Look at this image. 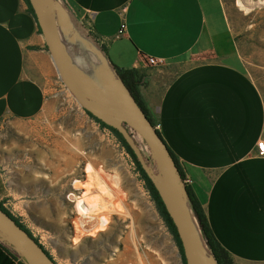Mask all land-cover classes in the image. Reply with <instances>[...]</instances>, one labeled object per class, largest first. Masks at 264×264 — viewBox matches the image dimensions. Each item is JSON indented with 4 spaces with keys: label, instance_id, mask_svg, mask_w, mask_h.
I'll use <instances>...</instances> for the list:
<instances>
[{
    "label": "crops",
    "instance_id": "0c3cea01",
    "mask_svg": "<svg viewBox=\"0 0 264 264\" xmlns=\"http://www.w3.org/2000/svg\"><path fill=\"white\" fill-rule=\"evenodd\" d=\"M62 1L109 63L143 73L139 96L234 264H264V157L256 151L264 139V91L240 53L224 0ZM121 23L125 32L117 36ZM65 94L27 2L0 0V122L51 120ZM107 139L115 149L92 153L86 166L88 206L103 205L105 196L118 205L133 170L124 147ZM2 188L0 177V199ZM5 255L0 250V264H17Z\"/></svg>",
    "mask_w": 264,
    "mask_h": 264
},
{
    "label": "rangeland",
    "instance_id": "374dc122",
    "mask_svg": "<svg viewBox=\"0 0 264 264\" xmlns=\"http://www.w3.org/2000/svg\"><path fill=\"white\" fill-rule=\"evenodd\" d=\"M224 3L240 53L264 91V0ZM63 87L66 94L51 120L42 116L0 122V204L57 264H183L174 236L135 164L124 174L118 205L109 196L101 206L87 205L83 192L89 156L105 147L115 149L108 137L117 140V149L122 145ZM142 146L145 149V143ZM25 197L28 206L21 203ZM85 215L92 219L88 224L83 222ZM76 221L78 226L82 222V230ZM125 242L131 252L124 251Z\"/></svg>",
    "mask_w": 264,
    "mask_h": 264
},
{
    "label": "water",
    "instance_id": "95a60500",
    "mask_svg": "<svg viewBox=\"0 0 264 264\" xmlns=\"http://www.w3.org/2000/svg\"><path fill=\"white\" fill-rule=\"evenodd\" d=\"M28 1L60 81L85 111L118 131L132 150L175 227L185 264H204L205 258L217 264L173 156L102 47L62 0ZM0 244L23 264H57L1 208Z\"/></svg>",
    "mask_w": 264,
    "mask_h": 264
},
{
    "label": "trees",
    "instance_id": "16d2710c",
    "mask_svg": "<svg viewBox=\"0 0 264 264\" xmlns=\"http://www.w3.org/2000/svg\"><path fill=\"white\" fill-rule=\"evenodd\" d=\"M25 1L27 2L29 11L34 15L33 10H32V7L29 4V1L28 0H25ZM83 25L86 28H88L85 23H83ZM90 34L93 35L96 38V36L91 31H90ZM116 71H117L119 77L121 78L122 82L124 83V85L128 89V91L132 95V97L135 99V101L138 104V106L141 108V110L145 113V115L151 121L152 125L155 126V123L152 120V118L150 117L147 109L145 108V106H144V104H143V102H142V100H141V98L139 96L138 90H137L138 89V85L140 83H142V81H143L142 80L143 79V76H144L143 73H141L138 69H135V68L122 69V68L116 67ZM85 112L96 123H98L102 128H106V129L110 130L116 136V138L119 140V142L124 147V149L126 150V152L130 155L131 159L133 160V162L135 164V167H136L137 171L140 173L141 178L144 180L146 187L148 188V190H149V192H150L153 200L155 201L156 206H157L160 214L164 218L165 223L167 224V226H168L170 232L172 233V235L174 236V239H175V241H176V243L178 245V248H179V252H180V255H181L182 262H183V264H185V260H184L183 252H182V247H181L180 241L178 239V236H177L175 227H174L173 223L171 222V219L169 218L167 212L165 211V208H164V206H163V204H162V202H161V200H160V198H159V196H158L155 188L153 187L151 181L149 180V178L147 177V175L145 174V172L141 168L139 162L136 160L135 155L133 154L132 150L129 148V146L127 145V143L125 142V140L123 139V137L121 136V134L118 131H116L115 129H113V128L107 126V125H105L104 123H102L100 120H98L97 118H95L94 116H92L87 111H85ZM171 155H172V153H171ZM173 158H174V160L176 162V165L178 167V170L180 172V175H181V177L183 179L184 178L183 172L181 171L180 166L177 163V160L175 159L174 156H173ZM185 187H186V191L188 193V196H189V198H190V200H191V202L193 204L194 210L196 211V213L198 215V218H199L200 224L202 226V229L204 231V234L206 236L207 246H208L209 250L212 252V254L214 255V257H215V259L217 261V264H234L231 255L219 244V242L214 237V235H213V233H212V231H211V229H210V227L208 225V222H207L206 216L204 214V211H203V209H202L199 201L196 199V197L194 196L192 190L190 189L189 184H185ZM0 208L3 211H5L9 216H11L18 225H20L23 229H25L30 236H32V234L30 233V231L27 228H25V226L22 225L1 204H0ZM34 239L37 241L36 238H34ZM0 250L3 252V254L5 253L6 254L5 256H8L11 260H15L17 262V264H23L13 254H11L7 249H5L1 244H0ZM48 255L50 256L49 253H48Z\"/></svg>",
    "mask_w": 264,
    "mask_h": 264
},
{
    "label": "built area",
    "instance_id": "2783aa9c",
    "mask_svg": "<svg viewBox=\"0 0 264 264\" xmlns=\"http://www.w3.org/2000/svg\"><path fill=\"white\" fill-rule=\"evenodd\" d=\"M125 32V25L124 23H121L120 28L118 29L117 32V36L122 35ZM161 61L154 59V58H149L148 59V63L151 65H157L158 63H160ZM157 129V125L154 126ZM256 151H257V155L259 157H264V139H259L256 143ZM183 182L184 184H189L190 179L186 176H184L183 178Z\"/></svg>",
    "mask_w": 264,
    "mask_h": 264
}]
</instances>
